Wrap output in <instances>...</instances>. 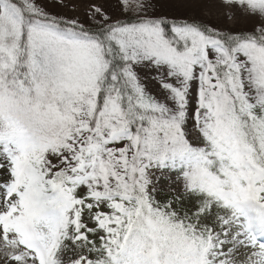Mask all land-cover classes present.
<instances>
[{
    "label": "snow or ice",
    "instance_id": "6c2138e0",
    "mask_svg": "<svg viewBox=\"0 0 264 264\" xmlns=\"http://www.w3.org/2000/svg\"><path fill=\"white\" fill-rule=\"evenodd\" d=\"M81 2L0 0V264H264V0Z\"/></svg>",
    "mask_w": 264,
    "mask_h": 264
},
{
    "label": "rangeland",
    "instance_id": "374dc122",
    "mask_svg": "<svg viewBox=\"0 0 264 264\" xmlns=\"http://www.w3.org/2000/svg\"><path fill=\"white\" fill-rule=\"evenodd\" d=\"M98 3H105L106 5L110 2V0H97ZM86 4V0H82L81 5H80V9H79V14L81 15V17L83 18V12H84V6ZM68 15H74L76 13H73L71 11H68L67 13Z\"/></svg>",
    "mask_w": 264,
    "mask_h": 264
}]
</instances>
